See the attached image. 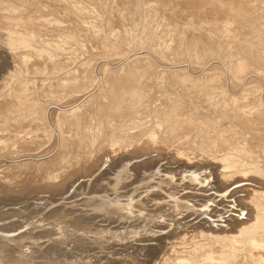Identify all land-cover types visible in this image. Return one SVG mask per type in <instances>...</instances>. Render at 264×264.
Listing matches in <instances>:
<instances>
[{
	"label": "bare ground",
	"instance_id": "obj_1",
	"mask_svg": "<svg viewBox=\"0 0 264 264\" xmlns=\"http://www.w3.org/2000/svg\"><path fill=\"white\" fill-rule=\"evenodd\" d=\"M1 2L0 118L7 125L12 119L15 125L32 126L27 131L26 124L27 132L24 124L18 129L26 132L20 143L39 146L47 141L59 147L56 174L47 172L42 178L47 182L39 185L0 182V206L38 200L45 207L74 197L77 190L93 194L104 190L96 182L107 175L143 172L165 159L176 173L207 171L202 175L210 177L216 191L236 182L252 183L237 204L232 196L237 190L227 194L246 213L223 225L204 218L162 232L169 225L166 220L153 221L139 238L148 242L132 247L140 257L129 258L135 261L131 264H264V0ZM47 126L52 128L48 138ZM172 200L176 210L193 207ZM110 202L91 197L84 204L96 216L127 222V216L146 212L140 199L127 210ZM5 212L0 211V218ZM73 222L35 220L40 234L51 235L48 247L36 249L44 258L39 264H60L50 256L66 237L97 246L106 238L118 239L110 229ZM23 224L0 226V264H13L5 238L15 240L20 233L13 231ZM33 236L28 232L25 237ZM26 255L19 256L18 264H27Z\"/></svg>",
	"mask_w": 264,
	"mask_h": 264
},
{
	"label": "rangeland",
	"instance_id": "obj_2",
	"mask_svg": "<svg viewBox=\"0 0 264 264\" xmlns=\"http://www.w3.org/2000/svg\"><path fill=\"white\" fill-rule=\"evenodd\" d=\"M1 1L2 0H0V3H2ZM1 9H2V4H1ZM1 119L2 118H0V140H1L0 141V172H1L0 182L4 183L5 185L6 184L10 185V186H15L16 183H17L16 186H22L25 183H29L32 185H39V184H43L44 182L46 183L47 181H42L43 180L42 178L43 176L47 174V172L50 171L51 173H53V175L56 174V172L54 171V166L56 165V162L58 160V158L56 157L57 156L56 153L58 151L57 149L59 147V144H56V146L52 148V145H51L52 143L51 142L47 143L46 138H44V140L46 141L45 143L40 145V143L38 142L39 146L41 147L37 146L36 144H33V142H30L31 143L30 145L28 141H24L27 143H23V142L20 143L18 141L20 140L19 137H21L22 134L26 133L28 129L33 130L32 126L28 125L25 122L15 125L16 122L13 123L14 121L12 119H8L10 123L9 125H7L8 124L7 119L5 120L2 119L4 121V124H2ZM10 121H13V122H10ZM23 124L25 127H23L22 130L26 129V126L28 125V128L26 129L27 131L24 130L26 132L22 130H18L22 128ZM47 127L50 130L49 131L47 129L46 137L48 138L51 135L52 128H50L49 126ZM13 131H15L16 133ZM48 132L50 135H48ZM30 135L28 136L30 137ZM40 135L42 136L41 133L39 134V136ZM41 136H40V139H41ZM14 141L15 142L18 141V142L15 143ZM13 142L14 144L13 146H11L12 145L11 143ZM3 144L4 145L8 144L7 146L8 148L4 149ZM26 144H29V145H26ZM44 144L46 147H42V145ZM1 145L3 147V150L1 148ZM9 145L12 148H9ZM34 148L36 149V151ZM23 154L32 155V156H29L30 158L27 156L22 157ZM38 154H40L39 157L37 158L33 157L34 155H38ZM15 157H22V158L16 159ZM54 158L55 159L57 158L56 162H54L55 160ZM163 160L165 159L159 160L157 162V165H155L153 168H150V170H146L143 172H135L132 170L120 171L122 169L118 167L117 171L118 170L120 171L119 174L116 172L112 173L110 175H107V177L103 178L102 180H99L98 182H96L100 186L103 185L102 187H104V190L93 193V194L87 192V189L83 191L77 190L78 194L74 196L75 198L71 197L68 199L67 198L59 199V200H56L55 202L47 204L45 207L41 206L40 204L39 206L38 203H42V201H38V200L32 201V204H29L28 206H25L26 204L24 203H18V204H13V205L8 204V205L0 206V211H6L2 215L1 217L2 219L0 218V226L5 225V224L7 225L10 222L14 223L15 221H24L23 226H21L16 231H13L14 233L15 232L20 233V236L22 238H20V236H17L15 240L14 239L12 240L11 238L10 240L9 238L3 237L6 239V243L9 245V247H7L6 249L8 251L7 257L10 256V260H11L10 262L13 264H18L17 260L19 256H23L25 253H28L30 255V256L28 255L25 256L27 259L28 257H30L29 260H26L27 264H39L41 261L44 260V258L38 255L39 253H36V249L41 250L42 248L48 247L51 244L50 239H49L51 235L48 237L47 235H43V233L40 234L39 232L42 231L41 230L42 228L41 227L37 228L34 226V224H36L34 223L35 220L37 221V219H39L40 217L48 222H52L59 218L67 220V221H74L73 223L74 224L76 223L75 224L76 226L84 227L87 229L91 228L92 230H95L97 228L100 229L102 227L101 229L103 230L110 229L111 231H115L119 234L118 239L116 238V240H112V239L106 238L104 240L105 242H102L99 246L93 245V244L88 245V244H81V243L78 245L76 243V240L78 239L77 236H75V238L72 237L73 239L71 238V236L61 239L60 242L62 243L57 244V247L54 249V252L56 254H52L50 256V259H52L53 261L55 262L58 261L60 264H63L66 261L68 262L73 259H77V260L79 259L83 263L90 261V262H93V264H131V263H135V261L134 262L130 261L131 258L136 259L138 256L140 257V255H137L139 254L138 250L136 252L134 250L132 251V247L133 246L136 247L137 245H144L146 242H148L146 241L144 243L143 242L144 240L140 241L139 238H142L146 234L144 231L141 232V230H145L146 228L152 226L153 221L161 222V221L166 220L164 221V223L169 224V225L168 227L162 228L159 230L160 232H162V231L168 230L169 228H174L175 226H178L179 223H182V224L185 223L186 225H188V224L198 223L200 222V220L204 218L214 220L215 222L223 225L232 216H236V217L245 216L246 211L241 210L244 213L243 215V213L239 211V207L236 206L237 204L236 202L237 200L239 201L240 199L246 198L245 197L246 193L244 192L247 191L248 188L250 187L253 188L252 183L248 181L245 183L236 182V183H233V185L229 186L225 191H216V190L211 189V185H209L211 181L210 177L204 178L205 175H202L203 173L205 174L207 171H201L202 173L200 171L176 173L177 169L176 167H174V164L172 165ZM129 163L130 162H128V165ZM50 165H53V167ZM166 168L168 169V171ZM46 169L48 171H46ZM173 170H175L176 172H174ZM135 175H139L138 179L132 182ZM200 175H202V178L204 179H201ZM119 176H120V179L118 183H116V180L114 179H116V177H119ZM3 177L5 178L6 181L5 180L1 181ZM195 178L197 179L199 178L198 181L195 180ZM121 184H123L124 186ZM232 189L237 190L232 195L233 197L234 196L236 197V198L235 197L233 198L235 201L232 199V196L231 197L227 196L228 192L231 191ZM140 190L141 191L143 190L142 191L143 193L140 192ZM85 191L87 192V194ZM136 193L138 194L137 195L138 197L136 196ZM154 193H162L163 197L153 198L152 194ZM241 193H243L244 196ZM91 197H96L98 199H104V200H110L111 201L110 203L112 204V206H118L121 203V205L123 204L122 207L124 208L129 203L131 204L134 202L135 204L136 199H140L142 202L144 201L143 205L147 213L144 212L145 215L142 217H139L138 216L139 214L135 212V215L133 213L131 214V216H127V218L129 219L128 220L129 222H127L125 218L122 219L121 217L119 219L118 218L107 219L105 218L106 217L105 215H102V213H98L96 216L95 215L96 213L91 210V206L89 205L87 206V204H84L86 203L87 198H91ZM173 198H177V200L180 201L182 204L186 203L187 205H191L193 207L192 208L183 207L179 210L178 209L176 210V208L174 207L175 202L172 200ZM201 198H203V200L206 199L207 201L204 200V202L200 203ZM231 200H233V202H235L236 204L234 203V205H232L233 202L230 203ZM145 201L147 203H145ZM227 201L229 205L227 204ZM125 202L127 204H125ZM224 204L226 205L225 208H224L225 206ZM126 208L125 210H127ZM33 209L34 210L37 209L38 211L35 210L36 211L35 212L33 211ZM53 209H56V211L50 213L51 210ZM134 210H136V208ZM84 211H85V214H84ZM201 211L202 213L198 214ZM75 212H77L78 214ZM205 212H208V214H206ZM150 216H152V218ZM26 227H29V228L26 229ZM31 227L32 229H30ZM24 229H26V233ZM153 229H156V228H153ZM27 230L28 232L35 234L36 237L34 236L33 238L25 237L28 233ZM141 233L142 234L144 233V234L140 236ZM74 235L76 234L73 233L72 236ZM139 241L141 244L139 243ZM131 252H134V253H131Z\"/></svg>",
	"mask_w": 264,
	"mask_h": 264
}]
</instances>
